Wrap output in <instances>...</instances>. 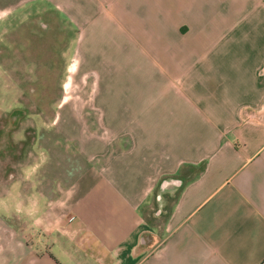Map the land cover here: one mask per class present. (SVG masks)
<instances>
[{"label":"crops","instance_id":"crops-1","mask_svg":"<svg viewBox=\"0 0 264 264\" xmlns=\"http://www.w3.org/2000/svg\"><path fill=\"white\" fill-rule=\"evenodd\" d=\"M72 1L75 86L0 185V264H264V0Z\"/></svg>","mask_w":264,"mask_h":264},{"label":"rangeland","instance_id":"rangeland-1","mask_svg":"<svg viewBox=\"0 0 264 264\" xmlns=\"http://www.w3.org/2000/svg\"><path fill=\"white\" fill-rule=\"evenodd\" d=\"M74 6L72 0L53 1L51 7L36 9V15L0 16V127L5 125L0 149L11 147L25 153L19 160L21 168H28L27 158L33 152L44 159V154H39L42 140L48 137L44 128L50 122L58 123L65 90L75 86L67 75L71 77L76 70L74 47L71 49L77 34L76 17L66 13ZM67 45L71 51L66 50ZM65 60L68 66L72 64L68 73ZM15 109L21 111L17 117H13ZM58 150L46 151V156L61 155V164L71 170L87 167ZM21 168L6 185L22 178Z\"/></svg>","mask_w":264,"mask_h":264},{"label":"flooded vegetation","instance_id":"flooded-vegetation-1","mask_svg":"<svg viewBox=\"0 0 264 264\" xmlns=\"http://www.w3.org/2000/svg\"><path fill=\"white\" fill-rule=\"evenodd\" d=\"M13 112H15L13 117H17L21 114L20 109H15ZM4 126L0 127V142L5 130ZM16 147L18 148V146ZM24 154L25 153H20L19 150L13 151L11 147L0 149V185H6L10 178L14 177L17 172H19L21 168L19 166V160H23V156L26 155Z\"/></svg>","mask_w":264,"mask_h":264}]
</instances>
